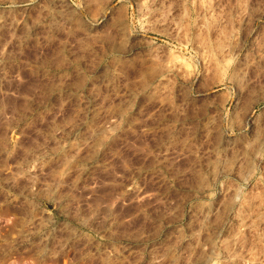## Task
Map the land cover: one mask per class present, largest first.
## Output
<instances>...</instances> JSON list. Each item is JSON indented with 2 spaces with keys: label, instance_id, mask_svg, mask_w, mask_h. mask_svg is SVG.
<instances>
[{
  "label": "rangeland",
  "instance_id": "1",
  "mask_svg": "<svg viewBox=\"0 0 264 264\" xmlns=\"http://www.w3.org/2000/svg\"><path fill=\"white\" fill-rule=\"evenodd\" d=\"M0 264H264V0H0Z\"/></svg>",
  "mask_w": 264,
  "mask_h": 264
}]
</instances>
